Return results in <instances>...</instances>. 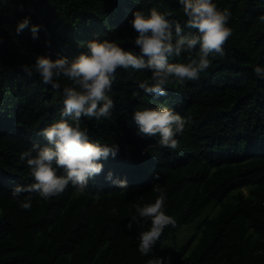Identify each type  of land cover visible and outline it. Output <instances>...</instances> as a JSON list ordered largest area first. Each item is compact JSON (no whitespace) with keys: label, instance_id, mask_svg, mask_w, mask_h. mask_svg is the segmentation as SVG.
<instances>
[{"label":"trees","instance_id":"1","mask_svg":"<svg viewBox=\"0 0 264 264\" xmlns=\"http://www.w3.org/2000/svg\"><path fill=\"white\" fill-rule=\"evenodd\" d=\"M215 2L232 14L225 54L210 57L198 80L170 83L167 96L160 97L137 87L150 71L118 69L111 120L82 118L90 139L119 144L117 156L102 161V172L85 193L71 185L49 200L33 193L29 210L11 195L16 184L32 182L20 153L46 143L40 130L60 118L62 87L70 81L52 89L20 66L39 54L72 59L86 50L82 43L98 38L139 52L128 23L136 9L155 6L182 25L186 18L176 0H9L0 9V264H146L151 255L170 258L171 264H264V81L253 72L264 64V0ZM24 16L43 25L39 39L29 29L16 34ZM160 103L189 120L175 149L139 133L131 120L134 108ZM109 171L127 179L128 191L105 179ZM157 188L166 193V211L177 223L164 229L154 253L145 257L136 237L150 222L131 231L126 224L136 203L155 201ZM244 188L249 196L238 193L228 201ZM214 205L219 211L204 219L190 253L192 240L181 248L167 244Z\"/></svg>","mask_w":264,"mask_h":264},{"label":"clouds","instance_id":"2","mask_svg":"<svg viewBox=\"0 0 264 264\" xmlns=\"http://www.w3.org/2000/svg\"><path fill=\"white\" fill-rule=\"evenodd\" d=\"M176 2L186 18L183 25L169 18L171 12H161L155 6L147 11L133 10L128 23L137 33L133 43L139 52L126 50L113 39L98 38L82 43L80 46L86 50L72 59L62 55L52 59L50 55L39 54L34 63L20 66L26 75H38L42 83L52 89H61L62 81H70L62 87L60 118L40 130L46 143L34 144L20 153V160L26 162L32 179L31 183L13 187L11 195L21 209H31L33 193L49 200L63 193L69 185L77 193H85L89 190L90 179L102 172V161L117 156L119 144L90 139L88 128L82 127V118L98 122L111 120L117 106L111 93L118 69L150 71V77L140 80L137 87L152 97H160L167 96L166 86L170 83L184 86L188 81L198 80L212 63L210 57L225 54L223 46L233 33L228 23L231 12L219 9L215 0ZM8 3L9 0H0V9ZM42 27L32 24L30 16H24L17 22L15 32L19 35L29 29L32 39L37 40ZM2 42L3 37H0ZM46 43L51 44L50 41ZM173 57L186 59V62H170ZM253 72L256 78L264 81V64L255 65ZM131 120L139 133L155 137L161 147L169 149L178 146V137L189 124L188 118L166 103L134 108ZM105 179L128 191L126 178L114 177L109 171ZM156 191L154 202L135 204V211L126 224L131 231L133 225L150 222V227L136 237L138 250L145 257L154 253L164 229L169 225L175 227L177 223L166 211V193L159 188ZM111 212L118 215L119 209L113 207ZM146 264H171V261L151 255Z\"/></svg>","mask_w":264,"mask_h":264},{"label":"rangeland","instance_id":"3","mask_svg":"<svg viewBox=\"0 0 264 264\" xmlns=\"http://www.w3.org/2000/svg\"><path fill=\"white\" fill-rule=\"evenodd\" d=\"M250 189L244 188L238 191L233 192L230 197L228 198V201L234 202V198L238 195V193H242L246 196H249ZM219 211V205L211 206L207 211L204 212L202 217L199 219V221L192 226L184 227L179 233H177L175 236H173L167 244L174 243L177 247L181 248L185 246L189 241L192 240V243L190 245V250L188 253L191 252V250L197 246L199 239L201 238L202 234V228L200 225L203 223L205 218L212 217L217 214Z\"/></svg>","mask_w":264,"mask_h":264}]
</instances>
